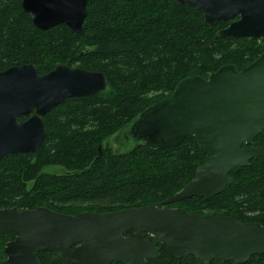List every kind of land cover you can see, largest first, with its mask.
<instances>
[{"label":"trees","instance_id":"16d2710c","mask_svg":"<svg viewBox=\"0 0 264 264\" xmlns=\"http://www.w3.org/2000/svg\"><path fill=\"white\" fill-rule=\"evenodd\" d=\"M21 2L0 0V71L32 63L43 75L64 63L105 73L107 88L64 100L43 117L46 137L34 154H8L0 160V209L109 211L150 205L180 191L208 158L192 135L174 147L140 146L127 152L113 151L103 142L147 106L168 98L182 79L207 78L228 64L241 69L236 56L219 53L225 44L257 41L221 38L217 31L227 22L208 26L200 11L174 0H88L81 37L64 24L36 29ZM258 47L251 46L255 56L247 63L258 57ZM151 94L158 97L149 100ZM254 145L264 146V132ZM47 167L62 172L44 171ZM229 177L231 184L217 196L170 206L264 226V156ZM8 239L0 234V255ZM159 253L146 264H203L194 256L175 259ZM245 264H264V253Z\"/></svg>","mask_w":264,"mask_h":264},{"label":"water","instance_id":"95a60500","mask_svg":"<svg viewBox=\"0 0 264 264\" xmlns=\"http://www.w3.org/2000/svg\"><path fill=\"white\" fill-rule=\"evenodd\" d=\"M87 1L22 0L21 7L36 29L46 31L64 24L81 37ZM174 1L200 11L208 26L238 17L217 31L221 38L264 37V0ZM106 88L105 73L64 63L43 75L32 63L0 71V160L8 154H34L46 137L43 117L47 113L68 98ZM20 117L25 120L18 121ZM261 132L264 49L242 70L228 64L207 78L182 79L168 98L147 106L118 132L123 146L119 152L140 146L174 147L192 135L208 158L180 191L150 205L109 212L68 215L45 206L0 209V234L13 237L4 247L6 259L0 264H42L39 252H49L69 264H146L159 252L175 259L194 256L203 264L213 260L245 264L264 253V226L259 222L167 206L222 193L232 182L230 173L264 156V146L254 145Z\"/></svg>","mask_w":264,"mask_h":264},{"label":"rangeland","instance_id":"374dc122","mask_svg":"<svg viewBox=\"0 0 264 264\" xmlns=\"http://www.w3.org/2000/svg\"><path fill=\"white\" fill-rule=\"evenodd\" d=\"M256 45L255 42H248V41H240L238 43H229V44H225L224 46H222L220 48L219 53L222 56H228V55H234L236 56V62L237 65L241 68H243L246 64H249L247 62H249L250 58L252 56H255L254 53L252 54V50H254V48H251V46H260V44L264 45V39L262 40H256ZM259 48V47H258ZM259 56V55H258ZM158 97V94H151L148 99H154ZM121 139L118 133H114L113 135H111L109 138H107L104 142L103 145L104 146H109L113 151H119L122 150V145H120ZM128 147H130L132 144L128 143L126 144ZM126 146V147H127ZM44 171H49L52 173H61L62 169L58 168V167H47L45 168ZM170 206V205H169ZM175 207V206H172ZM85 210H90V209H86V208H71V209H66L63 212L67 213H76V212H80V211H85ZM204 212H207L206 210ZM42 263L43 264H64L63 262H60L59 260H57L56 258H53L52 256L46 255V254H42L40 256Z\"/></svg>","mask_w":264,"mask_h":264},{"label":"flooded vegetation","instance_id":"af4514ba","mask_svg":"<svg viewBox=\"0 0 264 264\" xmlns=\"http://www.w3.org/2000/svg\"><path fill=\"white\" fill-rule=\"evenodd\" d=\"M238 18V17H237ZM237 18H234V19H232V20H229V21H226L227 22V25L225 26V27H223V28H221V29H224V28H226L232 21H234V20H236ZM220 23V22H219ZM218 24V23H217ZM216 24V25H217ZM221 29H219V30H221ZM246 38H250V37H246ZM252 39H254V38H252ZM262 39H264V37L263 38H261V39H259V40H262ZM255 40H257V39H255ZM260 49H261V52H260V54L262 53V51H263V49H264V45L263 44H260ZM260 54H259V56H260ZM258 56V57H259ZM258 57H256L255 59H257ZM254 59V60H255ZM253 60V61H254ZM252 61V62H253ZM251 63V62H250ZM249 63V64H250ZM249 64H246L243 68H245L247 65H249ZM230 65H233V64H230ZM233 66H235V65H233ZM235 68L237 69V70H242L243 68H241V69H238V67H236L235 66ZM14 207V206H13ZM46 207V206H45ZM167 207H172V206H167ZM175 207H178V206H175ZM49 208V207H48ZM173 208V207H172ZM51 209V208H50ZM52 210H54V209H52ZM115 210H119V209H115ZM115 210H109V211H115ZM54 211H56V210H54ZM93 211H96V210H93ZM109 211H97V212H109ZM56 212H59V211H56ZM83 212H88V211H83ZM59 213H62V212H59ZM79 213H81V212H79ZM63 214H68V213H63ZM68 215H75V214H68ZM3 235H5V234H3ZM8 237H9V239L5 242V244H4V246H3V248H2V254L0 255V260H4V259H6V255L4 254V252H3V250H4V247H5V245H6V243L7 242H9V241H11L12 239H13V237L12 236H9V235H7ZM144 237L147 239V240H149V241H151L148 237H150L149 235H144ZM152 242V241H151ZM153 243V242H152ZM154 244V243H153ZM157 246V245H156ZM40 253H49V252H39L38 254H37V256H38V258H39V260L41 261V259H40V257H39V254ZM49 254H51V253H49ZM53 255V254H52ZM54 257H56V258H58L57 256H55V255H53ZM59 259V258H58ZM60 260V259H59ZM60 261H62V260H60ZM147 261H149V260H147ZM64 263H67V262H65V261H63ZM41 263H42V261H41ZM115 262H113V263H111V264H114ZM43 264V263H42ZM69 264V263H68ZM121 264H123V263H121Z\"/></svg>","mask_w":264,"mask_h":264}]
</instances>
